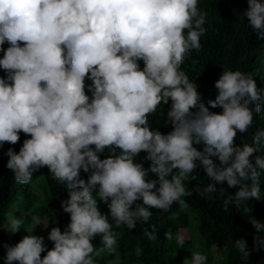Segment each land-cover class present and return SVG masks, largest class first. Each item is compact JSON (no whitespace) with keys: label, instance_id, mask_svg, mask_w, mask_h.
I'll list each match as a JSON object with an SVG mask.
<instances>
[{"label":"clouds","instance_id":"obj_1","mask_svg":"<svg viewBox=\"0 0 264 264\" xmlns=\"http://www.w3.org/2000/svg\"><path fill=\"white\" fill-rule=\"evenodd\" d=\"M248 3L243 14L264 37V0ZM198 5L199 0H0V67L7 73L0 76V145L18 142L20 130L31 134L19 151L7 149V167L18 182L29 183L47 165L70 192L62 200L69 223L48 232L54 246L33 232L38 224L47 228L50 217L34 215L22 239L5 244L8 264H98L102 253H117V228L134 229L150 220L153 208L167 211L190 195L183 181L198 166L210 177L207 192H224L225 181L236 187L225 207L261 198L264 128L251 143L237 144L235 137L264 110V89L252 74L224 67L215 81L218 94L204 102L181 68L191 50L202 47L207 31ZM86 77L92 83L86 85ZM169 98L165 123L173 127L164 133L152 127L149 114ZM106 146L112 154L101 158ZM141 150L150 167L137 160ZM81 169L90 172L86 179ZM150 172L158 177L146 178ZM98 201L107 202L110 214ZM250 219L259 250L264 220ZM22 223L13 215L6 227L15 232ZM145 233L154 238L148 227ZM166 236L173 239L172 231ZM175 240L183 247L185 233L177 232ZM235 246L249 256L243 237ZM184 264H209V257L195 251Z\"/></svg>","mask_w":264,"mask_h":264},{"label":"trees","instance_id":"obj_2","mask_svg":"<svg viewBox=\"0 0 264 264\" xmlns=\"http://www.w3.org/2000/svg\"><path fill=\"white\" fill-rule=\"evenodd\" d=\"M202 12L206 13L205 27L207 31L201 35L200 49H192L181 65L183 71L189 78L197 83L198 91L202 94L204 102L207 104L208 98L215 99L218 89L215 81L224 71V67L233 70L240 69L252 76L257 81L260 88L264 89V37H260L250 24L248 17L244 16L245 10L249 7L248 0H199ZM23 43V42H21ZM8 47L6 41L3 45ZM4 52L0 51V56ZM143 67V60L139 61ZM7 73L0 67V76ZM86 85L92 81L86 77ZM91 98V90L86 87ZM171 106V98L167 103L162 102L156 112L149 114V122L153 128H159L161 132H169L173 125L167 120V111ZM212 111H222V106L208 105ZM195 111V108L193 109ZM264 128V110L254 114V119L248 130L238 132L235 137L237 144L252 142L254 132ZM30 133L20 130V139L16 143L5 141L0 145V218L7 212L8 208L19 202H23V208L28 213L32 208L36 215L42 219L50 217L49 226L46 228L45 240L48 247L54 246V241L48 238L51 227L59 226L63 231L70 221V213L66 212L62 206V200L70 195L69 190L59 181L52 178L47 165L40 167L33 175L31 182H18L13 171L7 167L9 156L6 154L8 148L19 151L24 139ZM196 147L203 149V144H196ZM109 151L99 153L101 158L111 155ZM264 155V145L258 153ZM146 150H141L137 160L141 161L145 167H150L152 161L144 159ZM255 156V154H253ZM214 159H218L214 157ZM253 163L255 160L253 159ZM89 171L81 169V176L87 178ZM42 175L44 200L33 201L34 183ZM158 177V173L150 172L148 177ZM184 184L190 195L182 196L167 210L153 208L149 221L140 220L134 229H129L126 225L117 228L121 233L118 236L117 253H102L96 257L98 264H181L185 255L191 252V240H185L183 247H179L175 240V234L182 228L190 229L191 213L197 221L196 234L204 242L208 250L217 245L220 254L224 259L220 264H264V247L257 250L254 246L256 228L250 217L255 216L264 220V171L260 176L261 198H254L246 201L237 207L234 202L225 207V200L234 196L236 187L223 183L224 192H207L206 186L211 182L203 166H198L185 179ZM217 187H220L219 182ZM207 192V196H205ZM27 197V202L23 199ZM138 203H142L140 198ZM98 206L102 212L110 214L107 202L98 201ZM31 218V214H28ZM155 225V228H152ZM145 227L154 232V238H149L145 233ZM171 230L173 239H167L166 232ZM28 229L21 225V229L0 236V259L2 264H8L4 259L7 248L5 244H15ZM264 235V234H262ZM243 237L247 241L249 256L245 258L240 250L235 246V239ZM96 246L101 245L99 236L94 238ZM137 249H142L138 254ZM47 250L42 251L41 256L46 255ZM191 255V254H190ZM12 264H18L13 261Z\"/></svg>","mask_w":264,"mask_h":264},{"label":"rangeland","instance_id":"obj_3","mask_svg":"<svg viewBox=\"0 0 264 264\" xmlns=\"http://www.w3.org/2000/svg\"><path fill=\"white\" fill-rule=\"evenodd\" d=\"M43 181H42V175L37 179V181L33 185V189L31 190V195L33 194V201H40L44 200V194H43ZM205 196H207V192H205ZM27 197L23 199L24 203L27 202ZM23 202H19L17 204H14L10 206L7 210V212L3 215V217L0 218V236H6L11 231L6 227L8 225V218L17 215L20 216L23 223L22 225L25 226L28 230L32 226V217L36 215L33 211V208L35 207L34 204L32 205V208L28 210V213L24 210V206L22 204ZM28 214H31V218L28 217ZM190 227H193L195 229V232H192L190 229L182 228L180 231H183L185 233V236L187 239L191 240V247H190V254L192 255V252L195 251H201L208 255L209 257V264H220V262L224 259V257L220 254L219 248L217 245L213 246L212 249L208 250L204 244L199 239V236L197 237L196 234V227H197V221L195 218L192 217L191 213V220H190ZM33 232L38 235L44 236V243H46L45 240V232L46 227H44L43 224H38L34 227ZM195 233V234H194ZM48 245V244H47ZM47 250V249H45ZM190 254H187L184 256L183 261L181 264H184V260L186 257H191ZM2 260L0 259V264H2Z\"/></svg>","mask_w":264,"mask_h":264},{"label":"bare ground","instance_id":"obj_4","mask_svg":"<svg viewBox=\"0 0 264 264\" xmlns=\"http://www.w3.org/2000/svg\"><path fill=\"white\" fill-rule=\"evenodd\" d=\"M25 210V209H24Z\"/></svg>","mask_w":264,"mask_h":264}]
</instances>
